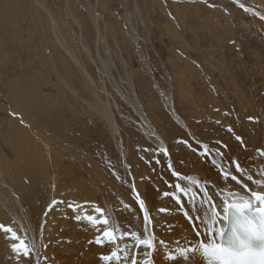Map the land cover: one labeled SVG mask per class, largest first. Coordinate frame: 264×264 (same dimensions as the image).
I'll list each match as a JSON object with an SVG mask.
<instances>
[{
    "label": "rangeland",
    "instance_id": "rangeland-1",
    "mask_svg": "<svg viewBox=\"0 0 264 264\" xmlns=\"http://www.w3.org/2000/svg\"><path fill=\"white\" fill-rule=\"evenodd\" d=\"M238 1L241 4L233 0H19L15 4L0 0V153L6 156H0V225L4 226L0 232L5 237L0 233V238L5 241L9 237L6 244L10 243L11 248L24 240L30 252L25 256L21 249L23 254L15 255L16 262L7 250L1 253L0 242V264H57L63 243L73 242L71 232L58 236L68 228L76 229L75 233L81 230L79 234L87 236L86 248L82 249L85 254L78 251L81 260L86 258L82 264H91L94 257L101 264H132L133 259L137 264H188L189 257H183L185 261L181 263L177 259L184 254L178 251L183 248L178 246L180 238H172L171 228L162 226L164 222L170 224L165 217L172 203L176 204L175 211L185 208H181L180 198L175 201L174 197L182 193L176 184L190 188L173 171L217 182L221 175L219 166L211 161L201 142L208 146L212 156L220 155L227 165L236 168L242 161L252 167L264 151V0ZM37 12L44 17H37ZM135 32L136 40L132 39ZM55 34L62 38L66 48L55 42ZM68 51L82 68L78 69ZM57 73L65 75L76 93L58 84ZM93 91L110 104L117 132L110 131L106 122L90 109V104L98 102ZM134 96L156 131L166 139L172 158L169 149L162 150L151 141L153 135L141 132L142 118L132 105ZM167 97L174 100V108L186 121L189 132L172 118L165 106ZM10 117L25 132L13 133L7 121ZM29 121L38 123H31L35 129ZM33 129L38 134L31 132ZM32 133L48 135L52 152L26 140L34 137ZM236 136L242 137L243 142L237 141ZM6 137L17 141L20 151L25 146L33 151L18 156L6 143ZM116 139H122L134 179L118 151ZM44 151L49 157H45ZM227 177L222 175L221 182H226ZM225 187L221 191L236 188ZM70 190L80 192L74 197ZM82 193L86 198L79 199ZM189 193L190 198L195 196L193 191ZM53 200L58 203L49 211ZM139 200L144 201L145 207H152L149 214H159V220L164 219L160 234H164L165 240L159 242L158 249L162 250L157 249L156 256L154 250L148 252L135 236L128 234L139 233L141 239H148ZM183 205H188L187 198ZM97 208L103 209V213L97 212ZM88 216L96 221L107 218L108 223L90 221ZM61 220L66 225L70 223L64 231ZM5 228H11L16 237ZM105 230L113 231L116 239L105 237ZM98 237L101 243H96ZM34 241L40 246L37 258ZM86 241L100 246L102 252L92 256V243ZM56 242H63L62 247ZM184 248L186 253L199 254L197 243ZM113 251L118 252L119 258L103 259Z\"/></svg>",
    "mask_w": 264,
    "mask_h": 264
},
{
    "label": "bare ground",
    "instance_id": "bare-ground-1",
    "mask_svg": "<svg viewBox=\"0 0 264 264\" xmlns=\"http://www.w3.org/2000/svg\"><path fill=\"white\" fill-rule=\"evenodd\" d=\"M18 1L19 0H8V2L9 3H18ZM137 1V0H136ZM154 1V0H153ZM163 1V0H162ZM180 1V0H179ZM204 1V0H203ZM234 2H238V4H241L240 3V1H238V0H233ZM213 3V2H212ZM7 5V4H6ZM39 5H41V8H43L44 10H46V8H45V5H43V3L41 4H39ZM162 5V4H161ZM213 5V4H212ZM245 5V4H244ZM9 6V5H8ZM37 6V5H36ZM245 7H246V5H245ZM249 7V6H248ZM6 8H7V6H6ZM226 8V7H225ZM8 9V8H7ZM233 9V8H232ZM254 9V8H253ZM91 11V10H90ZM257 11V10H256ZM256 11H254V12H256ZM4 12V11H3ZM15 12V11H14ZM27 12H28V10H27ZM263 12V11H262ZM262 12H257L258 14H262ZM38 13V12H37ZM15 15V14H14ZM263 15V14H262ZM13 16V15H12ZM41 17L42 18V16L44 17V15H43V13L42 12H39L38 13V16L37 17ZM52 19V18H51ZM41 20H43V19H41ZM55 20V19H54ZM9 22V21H8ZM41 24V23H40ZM52 25H53V27H54V29H56V26L53 24V21H52ZM41 26V25H40ZM59 26V25H58ZM1 27V26H0ZM53 27H51L52 29H53ZM12 28V27H11ZM41 28V27H40ZM59 28V27H58ZM62 28V27H61ZM53 29V30H54ZM60 29V28H59ZM133 29V28H132ZM61 30V29H60ZM100 32V31H99ZM56 33H58V32H56ZM59 34V33H58ZM135 34H136V32L134 33V36H132V39H134V40H136V36H135ZM103 36V35H102ZM134 37V38H133ZM179 38V37H178ZM48 41V40H47ZM55 42L56 43H58V44H60V45H62L63 46V48H66V45L64 46L63 45V40H62V38L61 37H59L58 35H56L55 34ZM67 44V43H66ZM58 46V45H57ZM48 47V46H47ZM46 47V48H47ZM53 48V47H52ZM62 48V49H63ZM84 49V51H85V53H87V55H89V50L88 49H86V47H84L83 48ZM55 50V49H54ZM58 50V49H57ZM68 50V49H67ZM66 50V51H67ZM65 51V50H64ZM96 51V50H95ZM69 52V51H68ZM75 52V51H74ZM97 52V51H96ZM42 54H44V53H42ZM41 54V55H42ZM62 54V53H61ZM61 54H59V55H61ZM81 54V53H80ZM84 55H86V54H84ZM91 55V54H90ZM69 56L74 60V62H75V64L78 66V69H80V68H82L79 64L80 63H78V61H77V59L74 57V55L72 54V53H70L69 52ZM51 57V56H50ZM65 57V56H64ZM88 57V56H87ZM53 58V57H52ZM67 58V57H66ZM90 58V57H89ZM81 62V61H80ZM63 63V62H62ZM66 63V62H65ZM109 64V63H108ZM70 65H72L71 64V62H70ZM65 66V65H64ZM63 67V66H62ZM69 67V66H68ZM76 67V66H75ZM49 69V68H48ZM63 69V68H62ZM74 69V68H73ZM72 70V69H71ZM84 70V69H83ZM70 71V70H69ZM80 71V70H79ZM69 73V72H68ZM58 74V73H57ZM88 74V73H87ZM35 75V74H34ZM69 75H71L70 73H69ZM77 75V74H76ZM104 75V74H103ZM73 76V75H72ZM89 76V75H88ZM29 77V76H28ZM33 77H35V76H33ZM85 77V76H84ZM130 77V76H129ZM37 78V77H36ZM76 78V77H75ZM38 79V78H37ZM41 79H43V78H41ZM67 79V78H66ZM132 79V78H131ZM31 80V79H30ZM34 80V79H33ZM39 80V79H38ZM35 81H36V79H35ZM34 81V82H35ZM86 81V80H85ZM129 81H130V78H129ZM128 81V82H129ZM138 81V80H137ZM69 82V81H68ZM66 80H65V75L64 76H61V75H59L58 74V84L59 85H64V87H68L71 91H72V93L74 94V93H76V91L77 90H74L75 88H74V86H73V88H72V84H71V82H69L68 83ZM92 82V81H91ZM102 82V81H101ZM36 83V82H35ZM35 83H33V84H35ZM90 83V82H89ZM17 84V83H16ZM85 85V84H84ZM91 85V84H90ZM130 85V84H129ZM133 85V84H132ZM93 87V86H92ZM41 89V88H40ZM68 89V90H69ZM86 89V88H85ZM60 90V89H59ZM63 90H64V88H63ZM79 90H81V88L79 89ZM83 90V89H82ZM32 91V90H31ZM39 91V90H38ZM95 91V90H94ZM92 92L93 93V95H95V97L98 99V102H96L95 100V103L94 104H90V103H88V104H90V109L92 110V111H94L95 113H97L105 122H106V124H107V126L109 127V129H110V131H112V132H117L118 131V125H117V121H116V119H115V116H114V114H113V112H112V109L110 108V104L107 102V101H104V100H102L101 98H99L98 97V95L97 94H95V92ZM101 91H104V89L102 90V88H101ZM159 92H161L163 95H164V91L162 90V89H160L159 90ZM87 94H88V92H87ZM77 95H79V94H77ZM76 95V96H77ZM18 96V95H17ZM50 96H53V95H50ZM55 96H57V94L55 95ZM69 96V95H68ZM85 96V95H84ZM87 96V95H86ZM165 96V95H164ZM43 97V96H42ZM58 97V96H57ZM79 97V96H78ZM52 98V97H51ZM92 98V97H91ZM55 99V98H54ZM51 100V99H50ZM57 100V99H56ZM59 100V99H58ZM90 100V99H89ZM93 100V99H92ZM139 99H137V97L136 96H134V99L132 100V105H134L133 107H134V109H135V113H137L138 115H140L141 117L140 118H142L141 120H142V123H140V128H141V132H143V133H149L150 135H153L154 136V138H153V140H151V141H154L155 143H156V145H157V147L158 148H160V149H162V150H170V147L167 145V143H166V139H164V137L160 134V133H158L157 131H156V128H155V126L153 125V123H152V121H151V119L149 118V117H147L146 115H145V113L143 112V109H142V107L140 106V103H139V101H138ZM65 101V100H64ZM58 102V101H57ZM57 102H55V104L57 103ZM66 102V101H65ZM35 103V102H34ZM48 103V102H47ZM52 103H53V101H52ZM67 103V102H66ZM165 103H167V105H165V106H168V108L170 109V114H171V116H172V118L174 119V121L176 122V124H178L181 128H185L188 132H189V126L187 125V123H186V121L185 120H183L182 118H181V116L177 113V111H176V109L174 108V100L171 98V97H167V100H166V102ZM194 103H196V102H194ZM50 104V103H49ZM87 104V103H86ZM16 106H18V104H16ZM19 106L21 107V105L19 104ZM64 106V105H63ZM114 106H117L116 104L114 105ZM55 107V106H54ZM80 107V106H79ZM83 108V107H82ZM15 109H16V107H15ZM13 110V112L17 115V110ZM23 109V108H22ZM46 109V108H45ZM81 109V108H80ZM87 109V108H86ZM8 110V109H7ZM21 110V109H20ZM20 110H18L19 112H20ZM24 110V109H23ZM22 110V111H23ZM73 110V109H72ZM116 110V109H115ZM11 111V110H10ZM16 111V112H15ZM46 111V110H45ZM82 111V110H81ZM84 111V110H83ZM87 111H88V109H87ZM31 112V111H30ZM89 112H90V110H89ZM23 113H24V111H23ZM59 113H61V112H59ZM91 113V112H90ZM27 114V113H26ZM73 114V113H72ZM29 115V114H28ZM34 115V114H33ZM66 115H67V113H66ZM77 115V114H76ZM121 115V114H120ZM124 115V114H123ZM22 117H23V115H21ZM24 116H26L25 114H24ZM57 117V116H56ZM221 117V116H220ZM26 118H27V116H26ZM31 118V117H30ZM34 118V117H33ZM32 118V119H33ZM223 118V117H222ZM7 119V118H6ZM13 119L14 118H11L10 117V119H8L7 121H8V123H9V128L12 130V132L14 133V131H20V130H22L23 132H25L18 124H17V122H15V121H13ZM23 119H25V117L23 118ZM28 119H29V117H28ZM58 119V118H57ZM80 119V118H79ZM27 121V120H26ZM36 121V120H35ZM97 121V120H96ZM45 122V121H44ZM27 123V122H26ZM28 123H30V121L28 122ZM31 123H33V122H31ZM31 123H30V125H31ZM35 123V122H34ZM33 123V124H34ZM68 123V122H67ZM35 124H38L37 122L35 123ZM32 126V125H31ZM41 127V126H40ZM52 127V126H51ZM128 127V126H127ZM32 128H34V126H32ZM37 128H39V127H37ZM35 129V128H34ZM33 129V130H34ZM40 129V128H39ZM42 129H45V128H42ZM41 129V130H42ZM54 129V128H53ZM56 129V128H55ZM9 130V129H8ZM28 130V129H27ZM31 130V132H36L37 130ZM47 130H48V128H47ZM30 130H28V132H29ZM45 131V130H44ZM49 132H50V130H48ZM120 131V130H119ZM21 132V131H20ZM38 132V131H37ZM36 132V133H37ZM43 132V131H42ZM46 132V131H45ZM51 132H53V130H51ZM60 132V131H59ZM36 133L34 134V133H32V134H34V137H35V139H34V137L32 136V137H30V138H27L26 140H31L33 143H34V145L35 146H37V148H38V145L40 146L39 147V149H43L44 150V148L48 151V150H50L51 151V149L53 148L50 144H51V140H49V138H48V135L46 136L44 133L43 134H41L40 136H38V135H36ZM120 133V132H119ZM27 134V133H26ZM38 134V133H37ZM47 134H48V132H47ZM51 134V133H50ZM83 134V133H82ZM192 134V133H191ZM251 134V133H250ZM23 137H24V135L23 134H21ZM27 135H29V133L27 134ZM118 135V134H117ZM122 135V134H121ZM7 136H8V133H7ZM30 136V135H29ZM36 137L38 138V139H36ZM52 137V136H51ZM116 137V136H115ZM25 138V137H24ZM2 139V138H1ZM0 139V140H1ZM16 139H18V138H16ZM52 139V138H51ZM5 141H6V143H8V144H10L11 146H12V149H13V151H15V153H17V155L18 156H20L21 154H19V153H23V152H32L29 148L30 147H28V146H25V147H23V148H21V151L19 150V148L17 147V145H16V142L17 141H14V140H12L11 141V137H6V139H5ZM24 141H25V139H24ZM18 142H19V139H18ZM22 142V141H21ZM27 142V141H26ZM175 142V141H174ZM23 143V142H22ZM22 143H20V146H22L23 144ZM73 143V142H72ZM115 143V142H114ZM199 143V142H198ZM22 144V145H21ZM28 144H29V142H28ZM171 144V143H170ZM173 144V143H172ZM201 144H202V146H204V145H206L205 143H202L201 142ZM116 145H117V148H118V151L119 152H121L122 153V157L123 158H125L124 159V161H125V164H126V166H128L129 168H130V176L132 177V179H134V175L132 174V171H131V168H132V165L129 163V161L128 160H126L127 159V156H126V151H125V147H124V145H123V142H122V139H116ZM175 145V144H174ZM19 146V145H18ZM24 146V145H23ZM174 147V146H173ZM7 148V147H6ZM33 148H36V147H34L33 146ZM116 148V149H117ZM55 149V148H54ZM207 149H208V146H207ZM36 150V149H35ZM35 150H34V152H35ZM38 150V149H37ZM235 150V149H234ZM20 151V152H19ZM47 151H44L45 152V157H49V153L47 152ZM252 151V150H251ZM258 151V150H257ZM260 151V150H259ZM259 151H258V153H259ZM2 152V151H1ZM33 152V153H34ZM52 152V151H51ZM36 154H37V152H35ZM43 153V152H42ZM47 153V154H46ZM27 154V153H26ZM28 154H30V153H28ZM207 154L209 155V157H210V159H211V161H213L214 163H216L218 166H219V171H220V173H221V175H219L217 178H218V180H217V182H216V179H212V181H204L203 179H202V177L200 178L198 175H180V177H189V176H191V177H193L195 180H199L200 181V183H199V185L197 186V185H193L192 186V182L191 181H188V180H186V179H182L183 180V182H184V185H186L187 187H190V188H192V191H193V195H195L194 197H191L190 198V193L189 194H187L186 192H182V191H180V192H182L181 193V196L179 197L180 199H181V202H182V204H181V208H183V207H185L184 209H180V211L178 210V211H175V206H176V204H174V203H172L171 205H170V207H169V212H167L166 213V217H165V220H169L170 221V224H167V222H164V223H162V226H164L165 228H171V231H169V232H172V238H177V237H179L180 239H179V243H178V246L179 247H186V248H188V247H191V245L193 246V244L194 243H197L198 245H200L201 244V242H204V243H207L209 240H211V239H215V241L217 242L218 240H219V236H217V234H216V231H215V229H219V228H223V230L225 229V213H224V201L225 200H227L228 201V203L230 204V203H232L233 202V200L234 199H239V197L240 196H245V197H247L249 200H251L252 201V203H253V205L255 206V205H258L259 206V202H257V201H255V199L253 198V197H251V192L252 191H264V155L260 158H258V163H256V164H254V165H252V167H247L246 165L247 164H245L242 160V162H240V164H238V165H240V170L239 169H237L236 167H235V165H233V164H231V165H227L226 163H225V161H224V159L220 156V155H216V156H212L211 155V153H210V151H209V149H208V151H207ZM42 155H44V154H42ZM0 156H3V157H6L5 155H2V153H0ZM59 156H61V155H59ZM68 156V155H67ZM162 156L163 155H161V158H162ZM186 156V155H185ZM195 156V155H194ZM28 157V156H27ZM30 157V156H29ZM40 157H42V156H40ZM170 157H171V150H170ZM247 157V156H246ZM172 158V157H171ZM250 158V157H249ZM9 159V158H8ZM47 159V158H46ZM78 159V158H77ZM18 160H20V158L18 159ZM5 161H7V160H5ZM42 161H44L43 160V157H42ZM48 161V160H47ZM93 161V160H92ZM254 161V160H253ZM0 162H1V160H0ZM10 162V161H9ZM17 162V161H16ZM28 162V161H27ZM246 162V161H245ZM2 163V162H1ZM0 163V164H1ZM11 163V162H10ZM18 163V162H17ZM21 163H22V161H21ZM55 163V162H54ZM173 163H174V161H173ZM235 163V162H234ZM3 164V163H2ZM40 164H41V162H40ZM65 164V163H64ZM84 164V163H83ZM249 164V163H248ZM20 165V164H19ZM49 165V164H48ZM175 165V164H174ZM233 165V166H232ZM44 167H46L47 165H43ZM51 166V165H50ZM57 166V165H56ZM70 166V165H69ZM16 167V166H15ZM88 167V166H87ZM2 168V167H1ZM17 168V167H16ZM48 169V167L46 168V170ZM175 169H176V166H175ZM4 171H6V170H4ZM18 171V170H17ZM16 171V172H17ZM19 171H20V168H19ZM18 171V172H19ZM22 171V170H21ZM26 171V170H25ZM53 171V170H52ZM176 171H178L177 169H176ZM0 172H2V171H0ZM48 172V171H47ZM55 172V171H54ZM76 172V171H75ZM6 173V172H5ZM4 173V174H5ZM11 173V172H10ZM56 173V172H55ZM58 173V172H57ZM192 173V172H191ZM225 173H227L228 175V177L226 178V182H221V181H223L221 178H222V175H225ZM132 174V175H131ZM217 174V173H216ZM51 176V175H50ZM52 176H54L53 174H52ZM232 177H235V179H232ZM10 178V177H9ZM16 178V177H15ZM213 178H214V176H213ZM206 179H208V178H206ZM27 180H28V178H27ZM214 180V181H213ZM7 181V180H6ZM204 181V182H203ZM133 182H134V185L136 184V182L133 180ZM11 183V182H10ZM225 183V185L227 186V185H232V186H235L236 188H231V189H226V190H223V191H221L222 189H225L226 187H225V185H223V184ZM109 184V183H108ZM20 185V184H19ZM85 185V184H84ZM25 186V185H24ZM225 187V188H224ZM120 188V187H119ZM49 189V188H48ZM56 189V188H55ZM70 189H73V187H70ZM77 189H79V188H77ZM3 190V189H2ZM7 190V189H6ZM59 190V189H58ZM69 190V189H68ZM73 191H75V190H73ZM94 191V190H93ZM51 192V191H50ZM70 192H71V190H70ZM79 192L80 191H76V192H74V193H72V196H74V195H77L78 196V194H79ZM143 192H144V190H143ZM61 193V192H60ZM85 193H82V195L83 196H80V198L79 199H84V198H86L85 197V195H84ZM192 195V196H193ZM4 196V195H3ZM24 196V195H23ZM69 196H70V194H69ZM177 196V195H176ZM25 197V196H24ZM39 197V196H38ZM75 197V196H74ZM95 197V196H94ZM143 197V196H142ZM174 197V196H173ZM6 198V197H5ZM175 198V201H178L177 199H176V197H174ZM185 198H187V200H188V205H186V206H184L183 205V202H184V199ZM78 199V200H79ZM147 199V198H146ZM151 199V198H150ZM88 200V199H87ZM91 200V199H90ZM164 200V199H163ZM169 202V201H168ZM174 202V201H173ZM179 204V203H178ZM31 205V204H30ZM213 206H215V210L219 213V217L217 218V222L215 223V225L213 226V230L212 231H210L207 227H206V225H205V222H204V219H205V216H206V214H210V212H211V210H212V208H213ZM7 207V206H6ZM24 207V206H23ZM31 207V206H30ZM149 206L148 205H146V210H147V212H148V214L150 213V208H152V207H150V208H148ZM179 207V206H178ZM10 208V207H9ZM5 210V209H4ZM171 210V211H170ZM29 211V210H28ZM62 211V210H61ZM61 211H60V213H61ZM32 212V211H31ZM157 212V211H156ZM67 213H69V211H67ZM66 213V214H67ZM62 214V213H61ZM57 215V214H56ZM69 215H71V214H69ZM27 216V215H26ZM52 216H55L54 214L52 215ZM59 216H61V215H59ZM156 216L158 217V219H156ZM156 216H154V214H149V221L147 222V224H146V233H145V236L146 237H148V239H150V240H152V247H149L148 245H142L143 247H146L147 249H148V252H151L152 250H154V256H156L157 255V249L159 248V246H158V244H159V242L160 241H162V243L164 242V240L165 239H163V237H164V234H160L161 232H160V229H161V227H160V224H161V222H162V220H164V219H162V220H159V219H161L162 218V215H159V214H156ZM45 217V216H44ZM48 217H49V214H48ZM47 217V218H48ZM58 217V216H57ZM12 218V217H11ZM10 218V219H11ZM24 218V217H23ZM50 219V218H49ZM48 219V220H49ZM66 219V218H65ZM7 220V219H6ZM51 220V219H50ZM7 221H11V220H7ZM25 221V220H24ZM46 221H47V219H46ZM55 222H58V220L57 221H55ZM61 222V223H60ZM59 223L60 224H62V230L64 231V230H66L67 229V226H69L70 225V223H68V225H66L65 224V222H64V220H61ZM123 223V222H122ZM6 224V223H5ZM10 224H11V222H10ZM51 224V223H50ZM74 224V223H73ZM13 225V224H12ZM56 226V225H55ZM95 226V225H94ZM97 226V225H96ZM11 227V226H10ZM22 227V226H21ZM53 227V226H52ZM76 227V226H75ZM92 227V226H91ZM91 227H89V228H91ZM89 228H86L87 230L89 229ZM43 229H44V226H43ZM45 229H48V228H45ZM52 229V228H51ZM60 229V230H61ZM93 229V228H92ZM94 229H96V228H94ZM52 230H54V229H52ZM55 230H56V228H55ZM59 230V229H58ZM68 230L69 231H67V232H62V234L60 235L59 233H58V236L59 237H64V236H67L68 234H69V232H71V233H73V234H69L71 237V239H72V243H63L64 244V246H63V248H62V250H61V253H59L58 251L56 252H53L54 254H56V256H58V253H59V258L57 257V261H55L57 264L59 263V264H71V263H74V264H82V262H83V260H85V259H83V260H81V258H79V254L81 253V254H85L83 251H82V249H84V248H86L85 247V244H84V240H86L87 239V236H86V234L85 233H81V234H79V232H82L81 230L78 232V233H75V232H77V230L76 229H69L68 228ZM73 231H75V232H73ZM51 232V231H50ZM1 233V232H0ZM41 233V232H40ZM46 234H47V232H45ZM52 233V232H51ZM96 232H94V234H95ZM5 234V233H4ZM34 234V233H33ZM48 234H49V232H48ZM54 234H55V231H54ZM56 235V234H55ZM89 235V234H88ZM143 235V234H142ZM1 236H2V233H1ZM7 236V235H6ZM32 236H34L35 237V234L34 235H32ZM31 236V237H32ZM43 236H44V233H43ZM3 237V236H2ZM2 237L0 238V239H2ZM33 237V238H34ZM89 237V236H88ZM91 237V236H90ZM5 237H3V239H4ZM8 239H10L9 237H7ZM6 238V239H7ZM36 238H38V237H36ZM36 238H35V240H36ZM57 238V237H56ZM67 238V237H66ZM65 238V239H66ZM122 238V237H121ZM124 238V237H123ZM3 239H2V241H0L1 242V245H2V251H1V253L3 252H5V250H7V255H10V258L11 257H13V261H18V259L17 258H15L16 256L15 255H18V257L19 256H21V254H23L22 252H17L16 250H14L13 248H11V247H9V245H10V243H7L6 244V242H7V240L5 239V241H3ZM47 239V238H46ZM51 239H53V238H51ZM34 240V239H33ZM40 240V239H39ZM54 240L56 241V239L54 238ZM67 240H68V238H67ZM96 240V239H95ZM38 241V240H37ZM46 241V240H45ZM55 241L52 243V245L55 243ZM60 241H62V240H60ZM69 241V240H68ZM92 241H94V240H92ZM11 242L13 243V241L11 240ZM47 242V241H46ZM86 242H90V241H86ZM95 242V241H94ZM49 243V242H48ZM59 243V242H58ZM58 243L56 242V244L58 245ZM61 243V244H62ZM90 243H92V247L90 248V251H92L93 250V253H94V255H92V256H95V254L97 255V254H99V253H101L102 252V248L100 247H96V245H95V243L93 244V242H90ZM180 243H182V245H180ZM192 243V244H191ZM61 244H59L58 245V247H60L61 246ZM36 246L38 249L36 250V248H35V257L37 258L38 257V250H39V247H38V245L39 244H37L36 243V241H34V244H33V246ZM50 245H51V243H50ZM89 245V244H88ZM87 245V246H88ZM93 245H95V246H93ZM102 246V245H101ZM51 247V246H50ZM62 247V246H61ZM106 247V246H105ZM196 247H197V245H196ZM42 248V247H41ZM57 248V247H56ZM74 248V249H73ZM155 248V249H154ZM43 249V248H42ZM51 249V248H50ZM61 249V248H60ZM88 249V252H90L89 251V248H87ZM165 249V248H164ZM163 249V250H164ZM185 249V248H184ZM52 250V249H51ZM106 250V249H105ZM162 249H158V251H161ZM9 251V252H8ZM60 251V250H59ZM78 251H79V254H78ZM103 251H104V249H103ZM199 251V254H194V255H192V254H190V252H188V253H186L185 251H184V254H183V256H180V257H176L179 261H180V263L181 262H184L185 260H184V258H185V256H186V258L187 257H189V260H188V264H215V262L214 261H212L208 256H204L203 255V252H202V250H201V248L198 250ZM83 252V253H82ZM88 252H86V254L88 253ZM172 252V251H171ZM192 252V251H191ZM0 253V254H1ZM92 253V252H91ZM90 254V253H89ZM44 255V254H43ZM88 255V254H87ZM91 255L89 256L90 258H93V257H91ZM6 256V255H5ZM85 256V255H84ZM83 256V257H84ZM54 257V256H53ZM184 257V258H183ZM192 257L194 258V260L192 259ZM10 258H8V259H10ZM56 258V257H55ZM155 258V257H154ZM162 258V257H161ZM4 259V258H3ZM12 259V258H11ZM10 259V260H11ZM54 259V258H53ZM80 259V260H79ZM87 259H89L88 257H87ZM94 260L92 261V263L91 264H95V263H98V264H101L100 262H99V258H97V257H94L93 258ZM157 259V258H156ZM58 260L59 261H61V263L60 262H58ZM69 260H71L72 262L71 263H69ZM89 260H91V259H89ZM159 260V259H158ZM137 261H138V259H137ZM4 262V261H3ZM12 264H14L12 261H10ZM53 262V261H52ZM87 262V261H86ZM141 262V261H140ZM158 262H160V260L158 261ZM162 262V261H161ZM168 262V261H167ZM171 262H173V261H171ZM186 262H187V260H186ZM10 263V264H11ZM85 263V262H84ZM83 263V264H84ZM138 263H139V261H138ZM103 264V263H102ZM168 264V263H167ZM172 264V263H171ZM174 264V263H173ZM178 264V263H177ZM184 264H187V263H184Z\"/></svg>",
    "mask_w": 264,
    "mask_h": 264
},
{
    "label": "snow or ice",
    "instance_id": "snow-or-ice-1",
    "mask_svg": "<svg viewBox=\"0 0 264 264\" xmlns=\"http://www.w3.org/2000/svg\"><path fill=\"white\" fill-rule=\"evenodd\" d=\"M241 7H243V5H241ZM262 19H264V17H262ZM249 119L251 120L253 118L249 117ZM229 131H231V128H229ZM235 138L237 141L243 142L242 137L236 136ZM184 143L186 144L187 141H184ZM203 148L205 150V153L207 154V145H204ZM261 155H264V151H261ZM169 167L171 168V164H169ZM237 168H239L238 164ZM173 175L180 177V174L175 171H173ZM227 175L228 174L225 173V176ZM180 178L191 181L197 186L200 183L199 180H195L191 176ZM232 179H235V177H232ZM176 188L178 191L186 193L192 191V189L190 188H182L179 183L176 184ZM164 195L167 196L169 194L165 193ZM251 197H253L255 201L259 202V207H255L252 201L245 196H240L239 199H234L230 204L227 200L224 201L225 219L227 218L229 209H232L231 232L228 235L227 240L224 241L223 228L221 227L219 229H215L217 236L220 237V242L217 243L214 238L209 240L207 243L201 242L199 247L201 248L204 255L209 257L211 249L220 251H233L232 245L239 241V244L243 251L240 253L233 252L234 255H238L239 257L244 259L246 261V264H264V191H252ZM176 199L179 200V197L177 196ZM138 202L140 204L141 210L144 211V220L147 223L149 221V215L145 210L144 201L139 200ZM57 203L58 202L56 200H53L49 205V211L51 210L52 206L56 205ZM96 211L99 213H103V209L101 208H97ZM160 211L163 212L166 211V209H160ZM218 217L219 213L215 210V206H213L210 214H206L204 219L205 225L210 231L213 230V226L217 222ZM87 219L96 223H108L107 218H102V220L96 221L94 217L88 216ZM2 227L4 226L0 225V228ZM4 230L8 233H11L13 237H16V233L13 232L11 228H5ZM128 234L135 236L139 244L148 245L149 247L152 246V240L141 239L139 233ZM103 235L105 237H112L113 239H116L114 232L111 230H105L103 232ZM96 243H101V239L99 237L96 239ZM12 247L18 252L23 249V253L25 256L30 255L29 249L24 240H20L18 244L14 243ZM178 251L183 254V252L186 250L181 248L178 249ZM114 257L119 258L118 252L113 251L109 256H104L103 259L111 260ZM132 264H137L135 259L132 260ZM145 264H147V262H145ZM221 264H225V262L221 261Z\"/></svg>",
    "mask_w": 264,
    "mask_h": 264
},
{
    "label": "clouds",
    "instance_id": "clouds-1",
    "mask_svg": "<svg viewBox=\"0 0 264 264\" xmlns=\"http://www.w3.org/2000/svg\"><path fill=\"white\" fill-rule=\"evenodd\" d=\"M233 251H220L211 249L209 258L215 262V264H221V261H224L225 264H246V261L239 257L238 255H234L235 253H240L243 251L241 248L239 241H237L234 245H232Z\"/></svg>",
    "mask_w": 264,
    "mask_h": 264
}]
</instances>
